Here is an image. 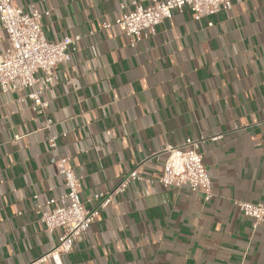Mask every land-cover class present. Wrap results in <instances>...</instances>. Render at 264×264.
Wrapping results in <instances>:
<instances>
[{"label":"crops","instance_id":"crops-1","mask_svg":"<svg viewBox=\"0 0 264 264\" xmlns=\"http://www.w3.org/2000/svg\"><path fill=\"white\" fill-rule=\"evenodd\" d=\"M131 1L12 0L49 12L41 19L47 40L81 38L42 94L46 114L32 109L27 89L0 94V264L27 263L57 244L61 231L43 230L37 205L65 191L61 155L82 175L86 200L111 193L137 165L157 178L168 146L214 135L222 137L200 144L209 200L186 185L132 182L60 262L264 264V220L253 227L233 203L264 205V0H232L230 10L199 20L186 6L135 45L101 25ZM7 45L0 28V56ZM45 116L60 135L57 150L48 148Z\"/></svg>","mask_w":264,"mask_h":264},{"label":"built area","instance_id":"built-area-1","mask_svg":"<svg viewBox=\"0 0 264 264\" xmlns=\"http://www.w3.org/2000/svg\"><path fill=\"white\" fill-rule=\"evenodd\" d=\"M120 15L111 22H102L103 29L119 28L125 35L136 41L149 38L156 33V26L171 17L174 11H182L188 6L196 20L208 15L230 10L232 0H132L131 10L125 11L123 4ZM37 9L26 11L13 4L12 0H0V28L7 34L8 45L0 56V94L27 89L26 96L33 102L32 109L46 114L49 101L42 97L45 89L56 84L59 65L68 64L78 49L81 35L64 36L55 41L45 38L41 27L43 15ZM212 25V23H209ZM42 73L38 79L37 74ZM38 81L42 87H37ZM44 129L48 131L47 145L50 150L58 149L59 134L53 131V119L45 116ZM62 133L61 135H65ZM222 135L208 138H187L183 144L168 146L167 156L163 162L162 173L157 178L145 177L138 172L137 165L107 194L95 193L83 200L80 196L82 175L74 173L69 166L70 157L61 155L56 162L57 174L63 176L65 191L59 196L47 199L37 208L41 212L40 222L43 230L49 233L60 230L54 249L45 255L21 264H45L53 261L61 264V256L69 253L76 239L89 231L90 225L96 221L101 209L111 204L113 197L124 192L132 182L145 181L149 184L159 183L163 187L188 186L189 189L205 194V199L212 196L211 178L203 164V152L200 144L206 139L216 141ZM35 199L36 195L33 196ZM98 201V205L88 208L86 203ZM234 206L245 217L252 218L253 227L264 220V205L251 201H237Z\"/></svg>","mask_w":264,"mask_h":264}]
</instances>
